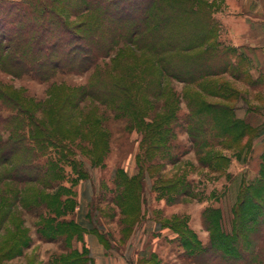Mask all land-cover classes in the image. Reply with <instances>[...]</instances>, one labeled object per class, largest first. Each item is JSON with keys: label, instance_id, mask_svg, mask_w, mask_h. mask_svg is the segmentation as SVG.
Returning <instances> with one entry per match:
<instances>
[{"label": "trees", "instance_id": "16d2710c", "mask_svg": "<svg viewBox=\"0 0 264 264\" xmlns=\"http://www.w3.org/2000/svg\"><path fill=\"white\" fill-rule=\"evenodd\" d=\"M217 1L0 0V71L45 82L57 74L92 70L83 85L53 83L44 102L0 91V132L8 131L6 139L0 136V165L9 166L2 179L40 184L32 192L34 199L44 202L37 233L48 241L60 239L65 249L49 264H90L91 258L86 247L82 251L72 247V239H81L86 229L61 218L74 210V196L72 207H67L69 196L61 198L63 175L57 163L52 159L37 163L42 156L37 152L44 153L45 144L62 148L58 144L63 141L77 142L92 164L102 165L110 133L97 110L99 104L141 134L140 147L148 160L163 157L176 162L177 131L187 133L201 164L211 169L230 159L217 148L231 149L232 141L239 142L235 156L251 148L258 130L236 115L233 102L240 92L225 75L253 89H262L264 78H252L248 57L217 39L220 24L213 16ZM172 80L184 84L181 94ZM206 96L218 100L211 102ZM85 100L98 104L85 109L81 107ZM183 100L188 112L181 116ZM260 159L258 175L240 184L228 231L222 228L218 207L209 206L202 213L209 231L206 244L183 216L173 217L172 228L189 263L264 264V148ZM173 183L181 184L179 179ZM170 195L167 201L177 202ZM5 211L0 209V225L7 218ZM16 230L12 237L0 238V264L23 254L27 236ZM96 235L101 240V233ZM26 264L39 263L30 258Z\"/></svg>", "mask_w": 264, "mask_h": 264}, {"label": "rangeland", "instance_id": "374dc122", "mask_svg": "<svg viewBox=\"0 0 264 264\" xmlns=\"http://www.w3.org/2000/svg\"><path fill=\"white\" fill-rule=\"evenodd\" d=\"M224 2L225 0H218L219 6L213 12L219 24L217 16L219 11L223 10ZM219 33L217 39L221 44L227 45L219 39ZM115 53L116 50L112 55ZM106 60H101L100 64L108 62L109 58ZM91 74L92 70L81 74H57L50 81L41 82L31 75L14 77L0 71V91L13 96L20 94L28 101L44 102L49 98L48 91L53 83L80 86L89 80ZM225 76L231 83H237L233 85L239 90L240 97L241 92H244L243 98L249 97L243 90L244 87L242 88L244 84L248 85L247 83L243 81V84L230 75ZM171 83L174 90L181 94L184 84L176 80ZM240 97L233 104L235 108L238 107L237 113L242 115L251 99L248 98L245 102L240 100ZM205 98L211 102L218 100L211 96ZM94 104L98 103L85 100L81 107L87 109ZM97 110L103 114L104 125L110 133L109 148L102 165L92 164L89 158L80 152L77 142L63 141L58 144L64 145L62 148L56 146L57 143L45 144L44 153L37 152V155H42L37 158V163L43 165L47 159L57 163L63 175L61 198L64 200L69 196L67 207H72L70 196L75 198L74 210L61 218L79 219L77 210L82 208L83 212L88 211V217H83L82 222L88 230L101 233L100 242L107 249L105 255L111 256L112 261H122L123 264H138L141 260H150V264H191L177 241V233L172 228L173 217L183 216L201 242L206 244L209 231L204 227L202 213L209 206L218 207L222 211V228L228 231L231 207L236 202L240 184H246L258 175L261 159L257 152L258 146L253 147L255 137L251 141V148H244L238 156L234 155V150L239 147V142L232 141L231 149L217 148L230 159L228 163L219 164L216 169L201 164L198 152L193 149L187 133L183 131H177L173 140L178 147L175 150L179 155L175 159L176 162L163 157L148 160L140 147L141 134L135 129L130 130L126 119L114 118L112 110L104 105L99 104ZM187 112L183 100L178 113L182 116ZM38 116L41 117V114ZM0 136L2 140L6 139L8 131L2 130ZM224 165L226 167H223ZM8 169L9 166L0 165V209L5 211L9 207L5 211L7 218L0 225V238L12 237L17 228L27 236V244L22 248L23 254L9 260L8 264H26L30 258L39 264H49L55 255L65 249L60 239L48 241L37 233L38 213L44 211L43 207H40L44 202L39 198L34 199L32 192L41 186L38 183L25 185L2 179L3 172ZM139 171L140 174L137 175ZM130 175L135 178L128 180ZM176 179L180 180L179 186L173 183ZM68 187L70 189H67ZM180 188H183V191H179ZM15 191H18L17 197H14ZM177 192L179 195L175 197ZM169 194L170 198L177 199V202H168L166 196ZM21 199L23 200L20 201ZM35 202L40 205L34 206ZM121 208L125 209V215L122 214ZM74 246L81 248L82 242L75 240Z\"/></svg>", "mask_w": 264, "mask_h": 264}, {"label": "crops", "instance_id": "0c3cea01", "mask_svg": "<svg viewBox=\"0 0 264 264\" xmlns=\"http://www.w3.org/2000/svg\"><path fill=\"white\" fill-rule=\"evenodd\" d=\"M222 9L217 16L220 22L219 39L227 45L234 46L239 52L248 57L249 71L254 79L259 76L264 77V0H225ZM239 81L244 84L243 81ZM232 84L236 85L237 83L233 82ZM242 88L249 97L243 98L242 94L244 92H241L240 100L246 102L250 98L251 101L243 110L242 115L237 113L238 107H236L235 112L238 117L245 119L257 128L258 134L255 136L253 147L258 146L257 152L260 156L264 148V87L262 89H252L249 85L244 84ZM251 93L252 95H250ZM87 212H83L81 208V210H77L79 219L73 218L86 231L81 239L77 237L73 239L72 247L79 251L86 247L91 258L90 264H123L122 261L119 263L112 261L111 256L105 255L107 251L105 245L100 242L96 233L88 230L82 222L83 217H88ZM75 240L82 242L81 248L74 246Z\"/></svg>", "mask_w": 264, "mask_h": 264}]
</instances>
